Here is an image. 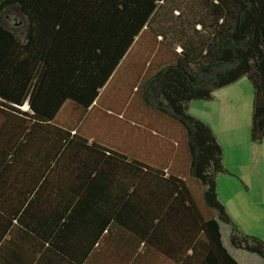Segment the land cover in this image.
Masks as SVG:
<instances>
[{
    "label": "trees",
    "instance_id": "1",
    "mask_svg": "<svg viewBox=\"0 0 264 264\" xmlns=\"http://www.w3.org/2000/svg\"><path fill=\"white\" fill-rule=\"evenodd\" d=\"M244 76L261 141L264 0H0V264H242L222 223L264 259L219 196L222 144L190 112ZM101 108L125 147L85 127Z\"/></svg>",
    "mask_w": 264,
    "mask_h": 264
},
{
    "label": "rangeland",
    "instance_id": "2",
    "mask_svg": "<svg viewBox=\"0 0 264 264\" xmlns=\"http://www.w3.org/2000/svg\"><path fill=\"white\" fill-rule=\"evenodd\" d=\"M13 21H14L13 17H9L7 24L10 27H13L14 26ZM128 93L130 94L131 90L128 89ZM108 102L110 101L107 100V103ZM199 102L202 105H200ZM209 102L211 101L208 99H195L192 102L194 105L192 106L191 110L194 111L195 113H198V115H201L200 118H202L203 120L205 121L209 120L211 119L209 109L210 108L212 109L213 107L212 106L213 104L209 105V108L206 107V105L209 104ZM72 103H73L72 101H67L66 103L67 105L63 108V110L60 113V118L67 121L73 120L72 117H74V106ZM206 110L209 111V114L208 112H206ZM252 111H253V106H252ZM98 113L100 114L97 115ZM97 114H96L97 116L96 115L92 116L91 119L87 120L89 122L87 124L85 123V127H88V130H93L92 127L97 125L102 132L106 131L105 133L106 135L108 134L107 135L108 137L111 136V138H113L115 136L117 138V140H115L116 143L111 142L112 144L125 147L126 144L125 130H122L123 128L121 127V124L122 123L124 124V122L121 123V120L118 119V116L116 117L115 115H109V113H107L103 108L98 110ZM107 123L112 124L111 128H109ZM241 123L243 124V126L239 130V136L242 142L241 145L242 147L238 151L240 153V157L236 156L235 158H233V152H232L233 150L226 144L227 157H228V161H230L232 165H236L238 162V164L241 167L239 169L244 170L246 172L248 177L251 178V181L254 182L255 186L253 187V189H251V191L248 192L247 189L244 187L242 180L239 177H236L237 183H235L234 186L229 185L228 182H223L221 188L222 195L223 198H226V200L228 201L227 207H229L233 213L238 215L240 217L239 220H241L242 223H244L243 227L246 230L250 229L251 232H253L251 233L252 235H256L264 239V137L261 141H254L251 138V126L248 127L249 125L248 121L246 128L244 127V122L241 121ZM126 127H128L127 124ZM245 137L248 138V140L250 139L249 142H251V145H246V141H245L246 139H243ZM98 139L101 140L103 138H98ZM222 224L224 226L223 227L224 236L225 238H228L227 233H229L230 226L225 223ZM244 228L242 229L246 231ZM246 232H248V230ZM226 243L233 251L234 248L231 247L232 245L230 241L228 242L226 240ZM237 251L239 253H242L240 255L238 254V258L244 264H264V259L255 253H251L242 249L241 250L238 249Z\"/></svg>",
    "mask_w": 264,
    "mask_h": 264
},
{
    "label": "crops",
    "instance_id": "3",
    "mask_svg": "<svg viewBox=\"0 0 264 264\" xmlns=\"http://www.w3.org/2000/svg\"><path fill=\"white\" fill-rule=\"evenodd\" d=\"M211 102L206 105V107L209 108V105L213 104L212 109L210 108V118L209 120H206L209 122L214 129L218 140L222 144L223 151H224V162L229 169V172L222 173L220 174L218 178V193L220 198L226 203L227 205V200L226 198H223L222 195V185L223 182H228L229 185L234 186L236 182V177H239L242 182L244 187L247 189V191H251L253 189L254 182L251 181V178L248 177L246 172L244 170H240L239 168L240 165H232L230 161H228L227 157V150H226V144L232 148L233 152V158L240 157V153L238 152L239 149L242 147V142L240 140L239 136V130L242 128L243 124L241 121L244 122V127L246 128L247 126V121H248V127L251 126V120H252V106H253V100H254V88L252 87V83L249 80V78H246V76L238 79L237 81L228 84L226 86H223L221 88H218L214 92V97L211 99H208ZM193 102V101H192ZM190 103V111L192 114L201 117V115H198V113H195L194 111L191 110L192 106L194 105L193 103ZM200 103V102H199ZM200 105H202L200 103ZM27 107V104L24 106ZM206 112L209 111L206 110ZM59 121H61L64 124H69L73 128L77 127L79 122L78 120H64L60 118V115L58 116ZM246 139V145H251L250 139L248 138H243ZM244 141V142H245ZM239 166V167H238ZM233 188V187H232ZM228 206V205H227ZM230 213L233 214L234 219L238 222V224L244 228V223H242L240 217L233 213L231 209L228 207ZM226 224V223H225ZM246 226V225H245ZM223 224H221V229H222V236H223V241L225 245L229 248L231 253L242 263L244 264L239 258L238 254L239 253L237 250L238 248H235L232 244L231 247L234 248L232 249L228 246L226 243V240L229 242L230 241V230L229 233H227L228 238H225L224 236V229H223ZM245 229V228H244ZM246 230V229H245ZM248 232L251 234L250 229H247ZM246 230V231H247ZM245 231V232H246ZM247 232V233H248ZM231 243V242H230ZM241 250V249H240ZM256 259V258H253Z\"/></svg>",
    "mask_w": 264,
    "mask_h": 264
}]
</instances>
